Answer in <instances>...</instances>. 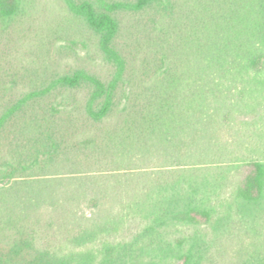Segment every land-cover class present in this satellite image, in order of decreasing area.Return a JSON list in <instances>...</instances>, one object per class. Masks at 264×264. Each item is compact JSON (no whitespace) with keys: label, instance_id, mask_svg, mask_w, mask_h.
I'll use <instances>...</instances> for the list:
<instances>
[{"label":"trees","instance_id":"1","mask_svg":"<svg viewBox=\"0 0 264 264\" xmlns=\"http://www.w3.org/2000/svg\"><path fill=\"white\" fill-rule=\"evenodd\" d=\"M60 1L0 0V264H264V0Z\"/></svg>","mask_w":264,"mask_h":264},{"label":"rangeland","instance_id":"2","mask_svg":"<svg viewBox=\"0 0 264 264\" xmlns=\"http://www.w3.org/2000/svg\"><path fill=\"white\" fill-rule=\"evenodd\" d=\"M31 19L39 23L46 21H56L62 13V5L60 0H32ZM64 41L56 42L49 50L52 56L53 68L66 70L73 67H87L97 72L104 73L106 68L100 60L96 48L88 38H83L79 41L78 46L70 45L69 48L62 47L59 50V45ZM66 45V43H64Z\"/></svg>","mask_w":264,"mask_h":264}]
</instances>
